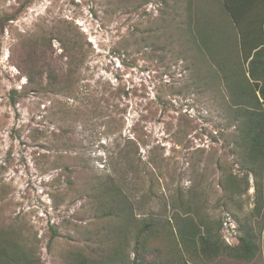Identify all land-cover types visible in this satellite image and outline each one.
<instances>
[{"label": "rangeland", "instance_id": "1", "mask_svg": "<svg viewBox=\"0 0 264 264\" xmlns=\"http://www.w3.org/2000/svg\"><path fill=\"white\" fill-rule=\"evenodd\" d=\"M220 8L219 0H0V225L41 264L109 257L111 220L121 214L133 225L127 255L144 217L173 232L175 218L222 223L233 246L242 224H253L256 180L241 170L243 141L213 95L222 79L202 84L210 70L189 43V12L203 29ZM108 195L125 212L107 204L105 216ZM170 242L162 235L153 245ZM260 249L254 264H263Z\"/></svg>", "mask_w": 264, "mask_h": 264}, {"label": "trees", "instance_id": "2", "mask_svg": "<svg viewBox=\"0 0 264 264\" xmlns=\"http://www.w3.org/2000/svg\"><path fill=\"white\" fill-rule=\"evenodd\" d=\"M219 2L222 13H215L214 23L210 17L203 21L207 23L203 28L205 30L192 23L194 20L189 12V43L196 53L203 56V61L210 70L204 76L202 84L208 85L207 77L215 85L219 77L222 79L218 90L215 91L214 87L213 95L227 115L229 127L236 129L237 126L243 141L242 144L238 142L245 152L239 163L243 168L241 170L253 175L256 180L254 202L247 217L254 219L253 224H242L244 232L237 237V243L233 246L226 244L220 237L222 223L215 226L206 219L185 215L184 217L193 218L183 222H178V218H175L176 227L173 232L171 229L167 230L166 224L163 225L160 220H147L144 217L135 230L132 253H128L132 257L130 259L126 253L125 230L133 225L130 217L116 213L119 217L111 220V224L118 230L114 229V236L108 238L115 244L112 254L109 257H99L98 262L79 254L72 257L71 262L74 264H214L224 257L250 262L261 252V247L264 252L263 225H260L258 233L255 232L258 219L264 221V0ZM27 84L37 86V77L27 75ZM228 178L231 182H236L233 175ZM104 199L105 207L107 204L115 205L118 211L125 212L126 208L114 195H108ZM106 208L108 209H103L104 215L111 216L113 212L110 211V206ZM51 231L49 245L58 235L56 229ZM162 235L171 237L167 254L166 250L153 245ZM26 242L14 228L0 225V264H41L35 248ZM103 255L102 253L101 256ZM126 257L129 259L127 262Z\"/></svg>", "mask_w": 264, "mask_h": 264}, {"label": "crops", "instance_id": "3", "mask_svg": "<svg viewBox=\"0 0 264 264\" xmlns=\"http://www.w3.org/2000/svg\"><path fill=\"white\" fill-rule=\"evenodd\" d=\"M251 262H253L252 264H254V261H250V262H246V261H244L243 263L249 264V263H251ZM216 263H217V262H216ZM263 264H264V258H263Z\"/></svg>", "mask_w": 264, "mask_h": 264}]
</instances>
